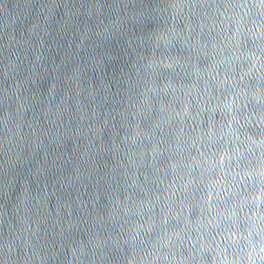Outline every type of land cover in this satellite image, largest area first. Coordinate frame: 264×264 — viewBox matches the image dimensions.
Masks as SVG:
<instances>
[{"label": "water", "instance_id": "water-1", "mask_svg": "<svg viewBox=\"0 0 264 264\" xmlns=\"http://www.w3.org/2000/svg\"><path fill=\"white\" fill-rule=\"evenodd\" d=\"M178 2L189 5L181 36L166 50L161 46L132 90L89 80V91L75 95L79 77L72 71L77 61L71 31L37 29L39 35L23 45L38 83L37 99L56 109L67 108L70 96L83 98L85 123L96 135L91 181L61 186V172L49 168L25 189L24 198H35L28 223L39 224L43 239L61 230L86 239V229L99 222L121 234L136 230L151 242L183 233L195 240L210 218L208 200L222 222L243 229L241 222L252 217L253 227L264 225V21L253 23L233 7L246 0ZM27 17L26 8L13 12L22 33ZM3 22L0 12V28ZM53 79L54 100L48 88ZM3 200L0 187V204Z\"/></svg>", "mask_w": 264, "mask_h": 264}, {"label": "clouds", "instance_id": "clouds-1", "mask_svg": "<svg viewBox=\"0 0 264 264\" xmlns=\"http://www.w3.org/2000/svg\"><path fill=\"white\" fill-rule=\"evenodd\" d=\"M186 7L178 0H29L26 5L0 0L4 15L0 28V187L4 194L0 264H264V225L253 227L252 217L241 222L246 225L243 229L236 222H222L210 200L204 202L210 218L195 240L190 235L185 239L188 234L183 233L151 242L136 230L121 234L99 222L86 229V239L61 230L45 240L39 224L28 223L35 198H24L23 193L42 172L59 170L61 186L94 178V126L85 123L84 100L76 101L75 95L89 91V80L102 81L109 88L114 84L118 90L136 88L161 46L166 50L169 42L181 36ZM233 7L243 9L253 23L264 21V0H246ZM18 8L28 10L25 23L29 27L23 33L12 20ZM37 29L49 34L71 31L75 38L77 62L72 71L78 74L79 91L69 97L72 103L67 108L58 104L52 109L50 102L45 106L36 97L33 86L38 83L23 45L39 35ZM165 59L160 58L161 65ZM48 88L56 99L55 79ZM144 95L146 89L140 93L141 98ZM137 250L145 254L137 256Z\"/></svg>", "mask_w": 264, "mask_h": 264}]
</instances>
